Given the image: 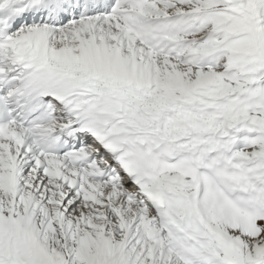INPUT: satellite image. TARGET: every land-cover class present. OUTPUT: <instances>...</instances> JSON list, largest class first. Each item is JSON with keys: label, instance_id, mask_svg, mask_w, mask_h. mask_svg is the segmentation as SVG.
<instances>
[{"label": "snow or ice", "instance_id": "1", "mask_svg": "<svg viewBox=\"0 0 264 264\" xmlns=\"http://www.w3.org/2000/svg\"><path fill=\"white\" fill-rule=\"evenodd\" d=\"M0 264H264V0H0Z\"/></svg>", "mask_w": 264, "mask_h": 264}]
</instances>
